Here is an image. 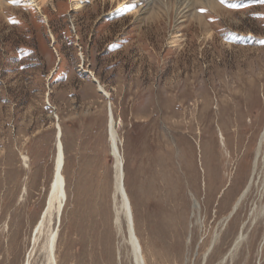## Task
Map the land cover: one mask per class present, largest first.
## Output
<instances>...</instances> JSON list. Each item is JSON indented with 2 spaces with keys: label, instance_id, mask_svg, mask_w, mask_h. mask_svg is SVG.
<instances>
[{
  "label": "rangeland",
  "instance_id": "1",
  "mask_svg": "<svg viewBox=\"0 0 264 264\" xmlns=\"http://www.w3.org/2000/svg\"><path fill=\"white\" fill-rule=\"evenodd\" d=\"M83 1L38 11V1L0 0V264H23L33 248L56 117L67 196L57 264H133L114 225L108 99L97 83L109 93L146 264H264L263 154L252 175L264 0H170L167 10ZM42 238L30 264H44Z\"/></svg>",
  "mask_w": 264,
  "mask_h": 264
},
{
  "label": "bare ground",
  "instance_id": "2",
  "mask_svg": "<svg viewBox=\"0 0 264 264\" xmlns=\"http://www.w3.org/2000/svg\"><path fill=\"white\" fill-rule=\"evenodd\" d=\"M46 1L47 0H31V2L29 3L32 4V3L37 2L35 3V7L39 11L41 6H43V4L46 3ZM156 1H158L157 4L159 6H161L162 8L165 7L164 8L165 10L169 8L168 6L170 5V3L168 2L170 0H155V2ZM83 2H84L83 0H78V1L73 0L72 4L74 6V10L82 9ZM155 2L154 0L152 1L153 5ZM152 3L147 4L143 8L145 7L152 8L153 7ZM125 11H129V9L125 8ZM143 11L145 12V9ZM92 79L95 81V78L93 76H92ZM96 88L98 92H100L105 98L108 99V102H107L108 142H109L110 152L114 160V176H113L114 225H115L117 234H120V235L123 234L122 238L128 246L132 263L133 264H146L144 251H143V248H142V245H141V242L138 237L137 230H136L135 215H134V210L132 207V202L128 194V191L126 189V186H125L124 159L120 151L121 139L118 136L117 129H116L117 124L112 114L111 104L109 101V93L105 91L103 87L98 83L96 85ZM57 118L58 117L55 118L56 119L55 121L56 132H55V145H54L55 156H54V161H53L52 178L49 183L48 195L46 198L44 211L41 217L39 218L35 228H33L32 230L33 232L31 235L32 237L31 245L33 248L35 247L36 244H39L38 242L43 237L40 249L42 252V257L44 259V264H57L58 258L56 257V251H57L56 244H57V239H58L59 227L58 225H56V223L59 224L60 222L61 214L65 207V202H66V197H67L66 191H65V178L63 175L64 151H63V145L61 142V129H60L59 124L57 123ZM261 154L264 155V126L257 139L255 159H254L253 167H252V175L255 172V169L257 166V160L261 156ZM22 159L24 162H26L27 160L25 156H23ZM248 190H249V185L239 195L238 199L236 200L235 204L232 207L231 212L229 213V216L232 213H234L240 201L247 195ZM11 238H13V236H11ZM33 248L28 253L23 264H30L31 262L30 259L32 258V254H33ZM36 248H37V245H36ZM15 251H17V249H15Z\"/></svg>",
  "mask_w": 264,
  "mask_h": 264
},
{
  "label": "snow or ice",
  "instance_id": "3",
  "mask_svg": "<svg viewBox=\"0 0 264 264\" xmlns=\"http://www.w3.org/2000/svg\"><path fill=\"white\" fill-rule=\"evenodd\" d=\"M220 2H221V3H224L225 0H220ZM128 7H130V5H128ZM132 10H134V9H132ZM201 11H203V9H201Z\"/></svg>",
  "mask_w": 264,
  "mask_h": 264
}]
</instances>
